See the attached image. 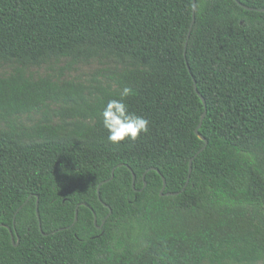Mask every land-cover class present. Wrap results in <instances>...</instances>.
I'll use <instances>...</instances> for the list:
<instances>
[{"label": "trees", "instance_id": "obj_1", "mask_svg": "<svg viewBox=\"0 0 264 264\" xmlns=\"http://www.w3.org/2000/svg\"><path fill=\"white\" fill-rule=\"evenodd\" d=\"M193 7L0 0V118L65 105L0 132V264H264V11L196 0L187 41ZM99 56L130 63L89 97L26 73Z\"/></svg>", "mask_w": 264, "mask_h": 264}, {"label": "rangeland", "instance_id": "obj_2", "mask_svg": "<svg viewBox=\"0 0 264 264\" xmlns=\"http://www.w3.org/2000/svg\"><path fill=\"white\" fill-rule=\"evenodd\" d=\"M130 59H117L115 57L99 56L89 60L73 59L72 57L51 58L41 65L29 66L26 73L33 78H50L58 80L60 85H74L81 87L85 96L98 92V88L113 82L116 74L125 66L129 65ZM16 64L13 62H0V75L7 76L14 72ZM63 100L52 102L37 112L18 116L13 122L0 118V132L12 131L10 126H17L16 133L23 131L21 138L18 134L13 136L22 143L40 141V138H32L24 133L33 126L52 120L58 124L62 117Z\"/></svg>", "mask_w": 264, "mask_h": 264}, {"label": "water", "instance_id": "obj_3", "mask_svg": "<svg viewBox=\"0 0 264 264\" xmlns=\"http://www.w3.org/2000/svg\"><path fill=\"white\" fill-rule=\"evenodd\" d=\"M236 1H237L241 6L245 7L246 9H249V10H256V11H264V8L250 7V6L244 5V4L241 3L239 0H236ZM195 4H196V0H194V7H193V20H192V23H191V25H190V27H189V32H188V38H187V41H188V39H189V37H190V34H191V32H192V29H193L194 22H195ZM186 44H187V43H186ZM198 93H199V92H198ZM199 95L201 96L200 93H199ZM201 98H202V100H203V103L206 105L205 99H204L202 96H201ZM205 115H206V110H205L204 113L202 114V116H201V121H200L198 127H197L196 130H195L196 134H197L201 139L205 140V145L200 149V151L204 150V148H205L206 145H207V140H206L205 137H204L203 135H201L200 132H199V129H200L201 125H202V122H203V119L205 118ZM115 169H116V167L113 168L112 173H111V177H110V178L105 179L104 181H102V182L98 185V194H100L99 191H100V187H101V185H102L103 183H106V182L110 181V180L114 177V175H115ZM150 169L156 170L158 173L161 174V172H160V170H159L158 168L152 167V168H150ZM150 169H148V170H150ZM191 172H192V159L190 160L189 174H191ZM161 176H162V178H163V186H162V188H161V190H160V195H162V196H163V195H168V196H170V195H176V194H179V192H167V193H165V189H166L167 182H166L165 177H164L162 174H161ZM144 179H145V174H144ZM188 181H189V179H188ZM188 181H187V183H188ZM187 183H186V185H187ZM133 185H134V187H135V174L133 175ZM146 185H147V182L144 181V187H143V188H145ZM184 188H185V187H184ZM141 190H142V189H141ZM17 212H18V211H17ZM111 213H112V210H110L109 215L104 219L102 225L106 222V219L110 216ZM37 215L39 216L38 205H37ZM15 216H16V215H15ZM77 220H78V209L76 210V216H75V220H74V223H73V224H75ZM95 223H97V217H96V216H95ZM102 225H101V226H102ZM101 226H99V227H101ZM7 227H8V226H7ZM8 228H9V227H8ZM40 228H41V230H42L41 225H40ZM9 229H10V231H11V233H12L11 228H9ZM12 240L14 241V238H13V237H12ZM15 245H17V244H15Z\"/></svg>", "mask_w": 264, "mask_h": 264}]
</instances>
